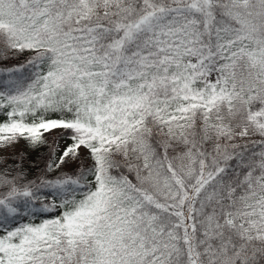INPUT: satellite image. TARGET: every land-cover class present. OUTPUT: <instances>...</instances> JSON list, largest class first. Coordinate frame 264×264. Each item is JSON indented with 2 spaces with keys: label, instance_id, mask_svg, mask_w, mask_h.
Segmentation results:
<instances>
[{
  "label": "snow or ice",
  "instance_id": "1",
  "mask_svg": "<svg viewBox=\"0 0 264 264\" xmlns=\"http://www.w3.org/2000/svg\"><path fill=\"white\" fill-rule=\"evenodd\" d=\"M0 264H264V0H0Z\"/></svg>",
  "mask_w": 264,
  "mask_h": 264
},
{
  "label": "rangeland",
  "instance_id": "2",
  "mask_svg": "<svg viewBox=\"0 0 264 264\" xmlns=\"http://www.w3.org/2000/svg\"><path fill=\"white\" fill-rule=\"evenodd\" d=\"M21 147H23L22 144H21V145H17V146H16V150H19Z\"/></svg>",
  "mask_w": 264,
  "mask_h": 264
}]
</instances>
